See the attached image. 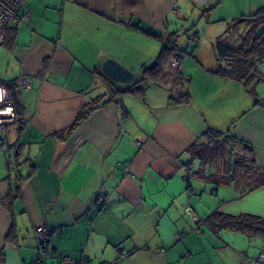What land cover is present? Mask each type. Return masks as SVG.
Segmentation results:
<instances>
[{
    "label": "crops",
    "instance_id": "crops-1",
    "mask_svg": "<svg viewBox=\"0 0 264 264\" xmlns=\"http://www.w3.org/2000/svg\"><path fill=\"white\" fill-rule=\"evenodd\" d=\"M24 8L28 20L0 44L16 118L4 142L15 146L14 166L0 146V264L38 259L37 225L50 234L47 264L62 253L112 264H264V238L216 218H264V54L245 53L264 34L253 17L264 0ZM161 54L159 75H145ZM106 59L132 82L109 78ZM23 75L29 88L16 85Z\"/></svg>",
    "mask_w": 264,
    "mask_h": 264
},
{
    "label": "built area",
    "instance_id": "built-area-1",
    "mask_svg": "<svg viewBox=\"0 0 264 264\" xmlns=\"http://www.w3.org/2000/svg\"><path fill=\"white\" fill-rule=\"evenodd\" d=\"M25 0H0V44L3 43L6 35V31L9 26L17 23H25L29 16L30 10L24 8ZM193 37H191L192 39ZM181 53H175L170 57L169 64L175 71L180 69ZM257 65L261 63V60H257ZM32 84V78L29 76H20L16 85L22 89L29 88ZM15 109L14 103L9 89L0 82V146L3 149L7 162L10 166L15 165V146H4L7 126L15 123ZM24 123V122H23ZM139 144V142H137ZM103 197H101L102 200ZM191 219L195 224L200 225L204 223V220L198 215L193 214L189 208H187ZM182 232L178 230L177 234ZM49 231L43 225H37L34 227V238L36 241V247L39 251L38 259L35 262L26 264H47L44 255L49 246ZM127 255L123 252L121 256ZM2 260V259H0ZM258 262H264V252H261L257 256ZM56 264H112V262H92L86 255H80L78 257L71 256L67 253H62L60 260Z\"/></svg>",
    "mask_w": 264,
    "mask_h": 264
},
{
    "label": "trees",
    "instance_id": "trees-1",
    "mask_svg": "<svg viewBox=\"0 0 264 264\" xmlns=\"http://www.w3.org/2000/svg\"><path fill=\"white\" fill-rule=\"evenodd\" d=\"M253 17H254V22L256 25L260 23H264V11H261L253 15ZM246 37H245V41H247ZM258 39H259V42L257 44H254V46L249 51L245 52V53H250L251 57L257 54H264V34H261ZM217 47L220 53L226 52L229 49L228 46L222 43H218ZM163 60H164V55L163 54L159 55L158 58L155 60V62L152 64V66L148 68L147 70H145L144 72L145 75H148L151 77H155L154 74L159 75V73L161 72V65H162ZM81 117L82 116H79L77 118V121H79ZM210 133L214 137L219 135V133L215 131H210ZM203 145L204 144L201 143L197 145V147H203ZM216 145H217V149L221 147V144H219L218 140H216ZM216 218L219 219L218 220L219 226L221 225L222 227H225L228 229H235L249 236H260L261 238H264V218L252 216L248 214H242L239 216L224 215V216H217Z\"/></svg>",
    "mask_w": 264,
    "mask_h": 264
},
{
    "label": "water",
    "instance_id": "water-1",
    "mask_svg": "<svg viewBox=\"0 0 264 264\" xmlns=\"http://www.w3.org/2000/svg\"><path fill=\"white\" fill-rule=\"evenodd\" d=\"M103 72L111 79L120 84L132 82L133 74L114 59H106L102 65Z\"/></svg>",
    "mask_w": 264,
    "mask_h": 264
},
{
    "label": "rangeland",
    "instance_id": "rangeland-1",
    "mask_svg": "<svg viewBox=\"0 0 264 264\" xmlns=\"http://www.w3.org/2000/svg\"><path fill=\"white\" fill-rule=\"evenodd\" d=\"M247 23H251V22H247Z\"/></svg>",
    "mask_w": 264,
    "mask_h": 264
}]
</instances>
